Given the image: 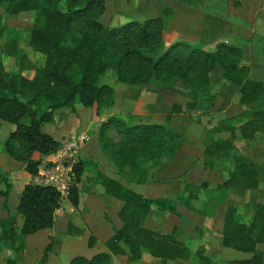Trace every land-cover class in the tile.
<instances>
[{
    "label": "rangeland",
    "instance_id": "374dc122",
    "mask_svg": "<svg viewBox=\"0 0 264 264\" xmlns=\"http://www.w3.org/2000/svg\"><path fill=\"white\" fill-rule=\"evenodd\" d=\"M160 18L166 24L165 49L176 44H188L208 52H215L220 46L239 48L243 52L242 64L251 71V80L264 83V0H106V11L100 22L104 27L113 29L132 22L144 24ZM33 24L32 13L10 17L0 7V60L10 75L15 74L20 66L39 68L44 64V57L35 53L30 46ZM24 74L31 78L35 72L26 71ZM223 75L224 71L220 68L211 74V85L205 95L196 93L181 80L169 83L153 80L146 84L128 85L109 72L103 82L114 91L112 101L96 104L91 108L74 103L72 107L54 111V121L43 125H47L43 131L46 134L53 127L65 126L68 129L67 135L59 142L61 148L72 136H89L82 130L83 127H76L78 117L91 122L99 120L98 145L107 158L105 167L119 174L118 181L148 199H168L177 204L181 217L171 214L168 218L167 212H160L154 207L147 220L150 219L149 226L155 230L148 228L146 223L145 227L162 234L171 233L177 228L176 237L188 244L193 251L189 261L162 263L144 253L143 256H149L145 261L142 257L138 262H130L129 250L121 243L120 246L127 254L112 255V264H229L233 260L250 259L253 256L222 246L223 220L228 209L234 208L239 222L252 221L257 206L264 202V176L256 189L223 185L229 172L235 168L233 162L236 155H242L264 168V134L254 140H244L241 137L232 140L235 149L227 158H215L213 168L206 166L204 152L213 140H231L228 129L231 124L238 122V119H231L250 110H264V96L250 106L240 105L238 89L226 82ZM49 107L50 103H43L41 108L49 111ZM112 120H123L129 126L162 125L171 133L183 136V144L179 150L169 152L158 161L141 164L138 173L129 168L120 172L103 148L100 136L103 126L110 124ZM106 134L115 144L120 145V136L114 129L110 128ZM9 136L7 130L2 129L0 220L17 214L19 197L25 185L39 186L37 176H31L26 171V164L5 154V142ZM77 160V165L82 162L79 154ZM85 163L88 164L87 171L93 173L95 162ZM105 167L101 166L99 169L105 173ZM5 179L7 181L3 182ZM187 183L192 184L196 198L189 196V190L181 197ZM101 197L98 194L97 199ZM73 199L72 191L60 198L61 212H73L70 214L69 224L65 221V225H62L60 222L62 226L57 225L52 237L37 233L19 240L0 239V264H5L8 259H14L20 264H69L77 257L92 259L101 253L110 254L106 243L117 229L106 242L101 237V243L97 244L98 239L92 236L91 230L89 232L79 228L84 219L80 211L73 209ZM97 202L93 222L104 218V215L108 220L111 217L116 220L114 215L108 214V210L104 211V200ZM22 225L23 218L19 216L17 234H20ZM1 232L0 227V236ZM82 235H87V239ZM76 237L81 239L77 240ZM198 250L202 251L203 258L195 255ZM260 250L264 252V246H260Z\"/></svg>",
    "mask_w": 264,
    "mask_h": 264
},
{
    "label": "trees",
    "instance_id": "16d2710c",
    "mask_svg": "<svg viewBox=\"0 0 264 264\" xmlns=\"http://www.w3.org/2000/svg\"><path fill=\"white\" fill-rule=\"evenodd\" d=\"M0 7L10 17L25 13L34 15L30 46L44 57L42 67L20 66L13 75L0 60V127L3 122L15 126L5 142V151L13 160L26 164L31 176L37 175L41 164L33 159L35 153L46 157L60 148L58 141L42 131L43 125L54 121V111L72 107L74 103L91 108L112 101L114 91L103 82L109 72L128 85L181 80L196 93L207 95L211 74L220 68L226 82L238 89L240 105L250 106L264 96V83L251 80L250 69L242 64L241 49L220 46L215 52H208L188 44L165 49L166 24L161 18L108 29L100 22L106 11V0H0ZM26 71L35 74L29 78L24 74ZM43 103H50L51 110L43 111ZM237 119L238 122L228 129L231 140H213L208 144L204 152L207 167H214L215 158L230 155L235 149L232 140L238 137L254 140L264 134V110H250L231 120ZM110 128L119 134V146L107 136ZM100 136L103 148L120 172L129 168L134 173L140 171L141 164L158 161L169 152L179 150L184 140L183 136L171 133L162 125L129 126L123 120H112L103 126ZM233 164L235 168L229 172L224 187L256 189L259 186L264 176L261 165L242 155H236ZM86 166L85 162L76 166V184ZM93 173L106 194L122 202L119 218L123 227L106 243L110 254L101 253L92 259L77 257L69 264H112V255L127 254L121 243L129 250L130 262L140 261L144 253L162 263L192 258L191 247L176 237L177 228L162 234L145 227L154 207L181 217L176 202L145 198L108 177L95 163ZM192 190V184L187 183L181 197L188 192L196 198ZM72 193V203L77 206V186ZM59 207L60 195L56 190L25 185L17 214L0 220V239L19 240L52 229ZM19 216L23 218V225L17 234ZM221 243L225 248L253 255L229 264H264V252L260 250V246H264V202L257 206L250 223L239 222L237 210L229 208L223 220ZM195 255L204 257L201 250ZM46 259L45 255L44 261ZM5 264L20 263L8 259Z\"/></svg>",
    "mask_w": 264,
    "mask_h": 264
},
{
    "label": "crops",
    "instance_id": "0c3cea01",
    "mask_svg": "<svg viewBox=\"0 0 264 264\" xmlns=\"http://www.w3.org/2000/svg\"><path fill=\"white\" fill-rule=\"evenodd\" d=\"M80 118L79 117L77 118V126L76 127L79 129H81V127H83L82 130H84L88 133L91 140L87 145H85L84 147H82L80 149L79 157H81L82 162L83 161L95 162L99 165L100 168H101V166L104 168L107 158L105 157V155H103V152L101 151V148L99 147V145H98L99 143L97 141L98 140V132H99V130H98L99 120L91 122V121H87V119L86 120L83 119L82 117H80ZM6 124L7 123L2 124L0 132L2 133V129L5 128L7 130V133L11 134L15 130V126L10 124V123H8L10 125H6ZM45 126H47V125H45ZM45 126H43L42 131H44ZM67 133H68V129H66L65 126H62L61 128L60 127H58V128L53 127L52 130L48 131L47 134L51 135L56 141L60 142L63 139V137L65 135H67ZM5 154H7V153L5 152ZM45 158H47V157H45ZM45 158L41 157V155L39 153H35L33 156L34 160L43 161ZM106 169L107 168L105 167V173L108 177H110L114 180H117V181L120 180L118 173H115V172H112V171H110L108 169L106 170ZM77 188H78V205L77 206H74L73 204L72 205L74 206L73 209H75L77 212L80 211L81 216H83V219H84V221H82L83 222L82 226L79 228L81 230L85 229L86 231L91 230L93 232L92 236L94 235V237H96L98 239L97 244L101 243V237H104L102 239H104V242H106L114 234L115 229L118 230L122 227V222L118 217V214H119L120 209L122 207V203L115 198H112V197L108 198L110 196L105 194V189L97 184L96 175L93 173H89L87 171V169H85V171L83 172V174L80 178V182L77 184ZM98 194L102 195V197L99 199H97ZM20 199H21V197H19V200ZM98 200H101V201L104 200V202H105L104 203L105 204L104 211L107 212V210H108V214L114 215L116 217V220L114 218H112L110 215H108V216L111 217L110 218L111 220H108V219H106V216L104 215V218L99 219V221L95 220L93 222V215L97 209L94 206L96 205V202ZM106 202H107V204H106ZM72 212H73V210L72 211L70 210V213L67 214L66 211L61 212V209L58 208L55 212V215H54L55 224H54L53 228L49 229V230L41 231L37 235L46 234L48 237H52L53 231L56 229L57 225H61V224L65 225V221H66V224H69L70 219H71L70 214ZM99 216H100V212H99ZM167 217L168 218L171 217V214L168 213ZM149 221H150V219H148L146 221V226L150 229L155 230V228H152L149 226ZM60 222H61V224H60ZM83 236L84 235H82V237ZM90 236H91V234H90ZM83 238L87 239V235H85ZM76 239L80 240L81 238L76 237ZM147 257H149V256L144 255L142 260L145 261L146 259H148Z\"/></svg>",
    "mask_w": 264,
    "mask_h": 264
},
{
    "label": "built area",
    "instance_id": "2783aa9c",
    "mask_svg": "<svg viewBox=\"0 0 264 264\" xmlns=\"http://www.w3.org/2000/svg\"><path fill=\"white\" fill-rule=\"evenodd\" d=\"M89 141L86 134L75 135L66 140L57 152L49 155L39 166L36 175L38 185L56 190L60 198L69 195L76 185L78 154Z\"/></svg>",
    "mask_w": 264,
    "mask_h": 264
}]
</instances>
